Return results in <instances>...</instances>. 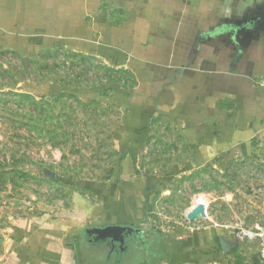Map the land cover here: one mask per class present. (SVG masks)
I'll use <instances>...</instances> for the list:
<instances>
[{"label":"crops","instance_id":"0c3cea01","mask_svg":"<svg viewBox=\"0 0 264 264\" xmlns=\"http://www.w3.org/2000/svg\"><path fill=\"white\" fill-rule=\"evenodd\" d=\"M54 48L131 75L106 101L121 114L113 134L121 165L89 183L97 203L28 221L3 264H220L215 234L161 243L148 232L138 148L160 119L178 128L197 170L264 152V0H0V55ZM149 176L150 199L173 181ZM111 225L139 233L124 243L85 233Z\"/></svg>","mask_w":264,"mask_h":264},{"label":"rangeland","instance_id":"374dc122","mask_svg":"<svg viewBox=\"0 0 264 264\" xmlns=\"http://www.w3.org/2000/svg\"><path fill=\"white\" fill-rule=\"evenodd\" d=\"M129 84L124 70L62 48L38 56L0 55V264L16 249L28 221L60 215L83 199L98 202L89 183L121 165L113 140L121 114L106 101ZM54 85L75 99L37 105L34 112L27 95L35 91L41 101ZM92 100L103 108L86 111L77 103ZM149 133L138 148L139 174L173 177L167 190L148 201L144 226L154 239L215 234L226 245L216 250L220 264H264V152L197 170L176 126L159 119ZM198 206L208 207L209 218L191 221L188 213Z\"/></svg>","mask_w":264,"mask_h":264},{"label":"trees","instance_id":"16d2710c","mask_svg":"<svg viewBox=\"0 0 264 264\" xmlns=\"http://www.w3.org/2000/svg\"><path fill=\"white\" fill-rule=\"evenodd\" d=\"M129 76L131 77V75H129ZM54 86H55V92L54 93H51L50 92L49 96H43L42 95L41 101H37L36 96H33L32 94L31 95L30 94L27 95L28 97H31L32 98L33 105H34V112L36 111V108L35 107L37 105L38 106L41 105V106L44 107V105H48V106H50L51 104L56 105L57 103L62 102L63 100H65L67 98H69V99H75V96L73 94H67V93H65L62 90V87H60L58 85H54ZM77 103L79 105H81L83 107V109L86 110V111L91 110V108L93 106L94 107L103 108V105L101 104V102L96 101V100H92L89 103H82L81 101H78ZM112 108L118 110L119 106L116 104V102H113ZM145 176L147 177V186H146L145 193H144V199H145V201H143V202H144V211H145V214L147 215L148 214L147 212H149V207H148L149 202L148 201L150 199V195H151L152 190H154L153 189L154 186L151 184V181H152L151 178L152 177L149 176V175H145ZM125 204L126 203H123L122 206H123V209H125L127 211L128 209H126L127 207H126ZM126 221H127L126 218H122L121 219V222H126Z\"/></svg>","mask_w":264,"mask_h":264},{"label":"water","instance_id":"95a60500","mask_svg":"<svg viewBox=\"0 0 264 264\" xmlns=\"http://www.w3.org/2000/svg\"><path fill=\"white\" fill-rule=\"evenodd\" d=\"M188 217L191 221L195 219L199 221L201 219V217L198 218L196 213L188 215ZM85 233L89 239L97 242L113 241L124 243L126 237H136L135 235L139 233V230L131 226L111 225L87 229ZM221 243L223 248H225V243L223 241Z\"/></svg>","mask_w":264,"mask_h":264},{"label":"bare ground","instance_id":"6f19581e","mask_svg":"<svg viewBox=\"0 0 264 264\" xmlns=\"http://www.w3.org/2000/svg\"><path fill=\"white\" fill-rule=\"evenodd\" d=\"M194 208L192 209L193 211L192 210L189 211V213H188L189 215L196 213L198 218L201 217V218H206L207 219V217H208L207 216L208 215V207H206V206H201V207L198 206L197 207L198 208V212H196V210H194Z\"/></svg>","mask_w":264,"mask_h":264},{"label":"built area","instance_id":"2783aa9c","mask_svg":"<svg viewBox=\"0 0 264 264\" xmlns=\"http://www.w3.org/2000/svg\"><path fill=\"white\" fill-rule=\"evenodd\" d=\"M253 237L254 235L252 233L246 234L244 233L243 237ZM263 263H264V241L261 244V250H260V258H259Z\"/></svg>","mask_w":264,"mask_h":264}]
</instances>
